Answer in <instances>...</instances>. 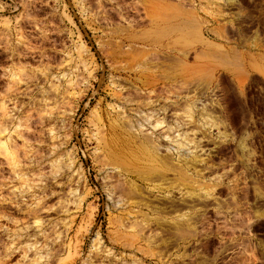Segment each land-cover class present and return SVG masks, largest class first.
<instances>
[{"label":"rangeland","instance_id":"obj_1","mask_svg":"<svg viewBox=\"0 0 264 264\" xmlns=\"http://www.w3.org/2000/svg\"><path fill=\"white\" fill-rule=\"evenodd\" d=\"M0 264H264V0H0Z\"/></svg>","mask_w":264,"mask_h":264},{"label":"bare ground","instance_id":"obj_2","mask_svg":"<svg viewBox=\"0 0 264 264\" xmlns=\"http://www.w3.org/2000/svg\"><path fill=\"white\" fill-rule=\"evenodd\" d=\"M132 38V37H131ZM131 46V45H130ZM169 92V91H168ZM167 92V93H168ZM149 98V97H148ZM142 100V99H141ZM149 104V103H148ZM152 104V103H151ZM147 106V105H146ZM150 106V105H149ZM149 113V112H148ZM174 113V112H173ZM188 113V112H187ZM143 114V113H142ZM187 115V114H186ZM180 120V119H179ZM188 120V119H187ZM181 121V120H180ZM129 122H130V120H129ZM163 122L164 121H162L161 123H159V126H161V125H163ZM191 122V121H190ZM123 123V122H122ZM128 123V122H127ZM131 123V122H130ZM139 123V122H138ZM116 124V123H115ZM126 124V123H125ZM124 124V125H125ZM175 124V123H174ZM117 125V124H116ZM123 125V126H124ZM166 126V125H165ZM147 127V126H146ZM169 128H168V130H167V132L165 133V134H161L160 132L158 133V134H156V132H154V129H152L153 131H149L148 133H145V130H143V126L142 125H138V126H132V123H131V126H130V143H132V145L133 144H136V143H139V145H142V147L144 148H146V147H148L150 150H151V152H152V156H149V158L151 157V162H154L155 164L156 163H158L157 165H156V167L154 166H152L153 168L150 170V169H148L149 171H152L151 173H150V176H151V178H153V179H163L164 178V176H165V173L167 172V170L168 169H164L165 167H166V164L165 163H167L168 162V164L170 163V161L173 159V153L176 151V152H179V150L181 149V147H179V143L178 144H176L175 142H173L171 139H169L170 137L169 136H167L166 134L170 131V130H172L173 128H171L170 129V126H168ZM178 127V126H177ZM186 127V126H185ZM179 128H180V126H179ZM147 130V129H146ZM166 130V129H165ZM122 131V130H121ZM169 133H171V131L169 132ZM185 134V133H184ZM186 136V135H185ZM126 138V137H125ZM160 142H167V143H169L168 144V147H164V149H162L161 147H160ZM166 143V144H167ZM130 145V144H129ZM177 147H176V146ZM134 146H136V145H134ZM162 146V145H161ZM142 148V149H143ZM145 148H144V150H145ZM136 150H138V151H140L141 150V147H139L138 145H137V147H136ZM146 151V150H145ZM149 151V150H148ZM148 151H146L147 153H148ZM137 152V151H136ZM150 152V151H149ZM162 152L164 153L165 152V154H162ZM173 155V156H172ZM113 156V155H112ZM116 157V156H115ZM145 157V156H144ZM180 158V157H179ZM115 159V158H114ZM145 159H147V157H145ZM174 160V159H173ZM172 160V161H173ZM178 160V159H177ZM181 160L182 159H179L178 161H175V162H178V164H176L175 162H171L172 164H174L175 163V165H172L171 163L169 164V165H171V166H175V167H177L176 165H178V169H179V171H176V170H178V169H176V168H174L173 170H175L176 172H177V175L178 176H180V175H182V171L184 170L183 169V167L184 166H180V162H181ZM185 159H183L182 161H184ZM186 161V160H185ZM194 161V160H193ZM147 163V162H146ZM149 163V162H148ZM193 163V162H192ZM120 164V163H119ZM164 164H165V166H164ZM194 164V163H193ZM110 165V164H109ZM168 165V166H169ZM185 165V164H184ZM118 167H120V166H118ZM134 167V166H133ZM151 167V166H150ZM149 167V168H150ZM142 168V167H141ZM147 169H146V171H147ZM190 169V168H189ZM143 170V169H142ZM169 171H170V169H169ZM146 173H148V172H146ZM144 174V173H143ZM185 174V173H184ZM183 174V175H184ZM196 174V173H195ZM167 176V175H166ZM174 177V176H173ZM189 177V176H188ZM147 178H149V177H147ZM177 178V177H176ZM165 179V178H164ZM177 179H179V178H177ZM176 179V180H177ZM190 179H192L191 177H190ZM142 180H144V179H142ZM159 180V181H160ZM163 181V180H162ZM166 181V180H165ZM171 181V180H170ZM181 181V180H180ZM155 182V181H154ZM161 184V183H160ZM135 186H136V184H134ZM133 185V186H134ZM138 186V185H137ZM161 186V185H160ZM131 188V187H130ZM140 189V188H139ZM129 191V190H128ZM127 192V191H126ZM130 199L131 198H134V197H142V195H140V190H137L136 189V187H134V188H131L130 189ZM129 193H127V195H128ZM187 197V196H186ZM144 198V197H143ZM168 198V197H167ZM206 198V197H205ZM204 198V199H205ZM138 199V198H137ZM184 199V198H183ZM190 199V198H189ZM143 200V199H142ZM153 200V199H152ZM175 201V200H174ZM132 202H134V201H132ZM142 202V201H141ZM173 202V201H172ZM135 203V202H134ZM139 203V202H138ZM144 203V202H143ZM189 202H187V204H188ZM190 203H192V202H190ZM189 203V204H190ZM154 204V203H153ZM182 204H184V203H182ZM185 204H186V202H185ZM184 204V205H185ZM187 204H186V206H187ZM192 207V206H191ZM164 208V207H163ZM175 212V211H174ZM183 221V220H182ZM168 222V221H167Z\"/></svg>","mask_w":264,"mask_h":264},{"label":"flooded vegetation","instance_id":"obj_3","mask_svg":"<svg viewBox=\"0 0 264 264\" xmlns=\"http://www.w3.org/2000/svg\"><path fill=\"white\" fill-rule=\"evenodd\" d=\"M180 202H178V200L175 201V205L178 206ZM178 204V205H177ZM191 204H188V206H184V207H191ZM167 208H171V205H166ZM182 209V208H181ZM208 209H212V208H208Z\"/></svg>","mask_w":264,"mask_h":264}]
</instances>
